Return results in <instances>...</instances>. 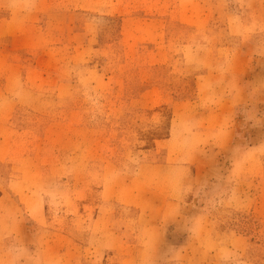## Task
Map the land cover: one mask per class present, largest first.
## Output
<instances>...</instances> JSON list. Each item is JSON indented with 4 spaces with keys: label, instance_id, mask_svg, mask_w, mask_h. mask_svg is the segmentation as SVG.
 I'll return each mask as SVG.
<instances>
[{
    "label": "rangeland",
    "instance_id": "1",
    "mask_svg": "<svg viewBox=\"0 0 264 264\" xmlns=\"http://www.w3.org/2000/svg\"><path fill=\"white\" fill-rule=\"evenodd\" d=\"M0 264H264V0H0Z\"/></svg>",
    "mask_w": 264,
    "mask_h": 264
}]
</instances>
